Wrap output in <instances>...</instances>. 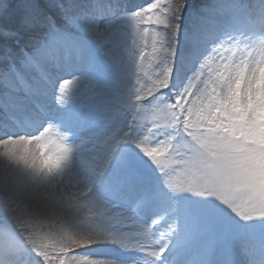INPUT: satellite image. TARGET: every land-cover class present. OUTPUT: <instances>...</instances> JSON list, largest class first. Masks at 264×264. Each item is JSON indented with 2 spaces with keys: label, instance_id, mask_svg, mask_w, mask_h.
Here are the masks:
<instances>
[{
  "label": "rangeland",
  "instance_id": "rangeland-1",
  "mask_svg": "<svg viewBox=\"0 0 264 264\" xmlns=\"http://www.w3.org/2000/svg\"><path fill=\"white\" fill-rule=\"evenodd\" d=\"M38 1L0 0L40 27L0 47V183L38 119L65 209L0 190V264H264V0Z\"/></svg>",
  "mask_w": 264,
  "mask_h": 264
},
{
  "label": "bare ground",
  "instance_id": "bare-ground-1",
  "mask_svg": "<svg viewBox=\"0 0 264 264\" xmlns=\"http://www.w3.org/2000/svg\"><path fill=\"white\" fill-rule=\"evenodd\" d=\"M109 9L110 8H108V10ZM259 25L262 28H264V23L262 24L259 23ZM26 91L27 90H25V92L23 93L27 94L28 91L27 92ZM42 106H46V104L44 103V105ZM38 107L41 108L40 105H38ZM8 110H11V108L8 105H3V104L0 105V111H2L3 113L2 115H0V121L5 115H7ZM38 121L39 120L35 118H33L32 121L25 118L18 119V117L17 118L10 117V121H8V123H11L10 125H12V123L15 124L16 128H10V129L8 128L7 131L8 134L4 133V135L1 137H5V135H10L12 137L19 136L21 139L15 141L14 144L17 146V149H20V151L22 150V152H18L16 155L12 154L11 155L12 157L10 156L11 167L15 171L11 174L12 175L11 177L13 178V180H15V183H13L15 189L11 185L10 186L12 188L6 187L5 189V186H2L3 184L0 183V190L2 191V193L7 195L9 194L13 197H28L30 200L37 198L36 203L38 204L35 205L36 212H43L41 211V209L43 208L42 206L45 205H47L46 208L48 212L52 211V209H48V208H56L58 210H63L65 209L64 205L59 202V200L63 201V192L57 188L52 187L50 184L53 183L52 182L53 178H51V176L52 173L54 172L52 171L51 173V170L49 168H48L49 170H47L48 165L46 163L42 164V159L45 157V155L40 154L41 151L39 148L41 147H39V143L37 144V141H35V139L29 140L28 138H26L27 135L30 136V134L35 133V130L41 128L40 121L39 122ZM3 129H7V128H5L4 126ZM33 144L35 146L32 148L31 145ZM15 150L16 149L14 148V151L12 153H14ZM57 173L59 174V172ZM57 173H54L53 175L55 176L54 178L58 176L60 177V175H58ZM63 179H65L64 174H63ZM67 179L69 178H66V180ZM46 192L48 194L47 198L41 197L40 194L41 193L45 194ZM13 197H11L12 198L11 203H14ZM70 205L71 204L68 203L66 208H68V210H74L73 204L72 206Z\"/></svg>",
  "mask_w": 264,
  "mask_h": 264
},
{
  "label": "trees",
  "instance_id": "trees-1",
  "mask_svg": "<svg viewBox=\"0 0 264 264\" xmlns=\"http://www.w3.org/2000/svg\"><path fill=\"white\" fill-rule=\"evenodd\" d=\"M38 2H39L38 7L40 9V13H43L42 8L47 10L46 4L43 0H39ZM44 13L48 15L46 11ZM49 13L53 14L55 12L51 11ZM33 27L34 26L29 25V24H22L20 26H15V27H12L11 25L10 27H8L9 29L6 28V30H3L0 28V30H3V32H0V47H3V46L13 47L15 43H17V45L20 46L21 44L25 42L24 37L27 36V34H31V33L35 34L34 33L35 30L40 29V27H37V29H34ZM11 34H13V36ZM5 41H8V43H5Z\"/></svg>",
  "mask_w": 264,
  "mask_h": 264
}]
</instances>
